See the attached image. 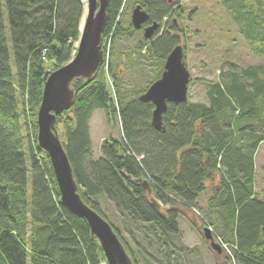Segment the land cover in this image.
I'll return each instance as SVG.
<instances>
[{"label": "trees", "instance_id": "16d2710c", "mask_svg": "<svg viewBox=\"0 0 264 264\" xmlns=\"http://www.w3.org/2000/svg\"><path fill=\"white\" fill-rule=\"evenodd\" d=\"M123 3L109 0L103 41L135 32L118 27ZM137 5L160 26L176 12L169 0ZM84 10L83 0H0V264H107L86 220L62 204L51 160L37 140L45 75L75 56ZM167 25L175 24L169 19ZM248 34L252 50L263 54L264 35ZM159 42L168 55L180 45L172 32ZM106 60L92 81L74 82V104L57 116L83 201L106 218L97 201L106 196L122 214L150 225L158 245L180 233L181 211L202 214L197 203L210 191L204 226L231 248L224 264H264V200L255 191V155L264 144V67L227 63L208 84L209 105L169 104L160 133L151 125L152 104L139 98L119 103L117 75ZM98 110L109 121L118 117L124 141L106 142L93 161L89 124ZM144 180L169 208L166 219L150 206Z\"/></svg>", "mask_w": 264, "mask_h": 264}, {"label": "rangeland", "instance_id": "374dc122", "mask_svg": "<svg viewBox=\"0 0 264 264\" xmlns=\"http://www.w3.org/2000/svg\"><path fill=\"white\" fill-rule=\"evenodd\" d=\"M141 1L143 0H124L117 19L118 27L122 31L128 32L133 28L132 13ZM169 1L176 12L164 19L153 39L145 41L144 31L134 30L129 37L103 41L106 64L110 73L117 75L119 103L134 101L160 79L166 61L164 58L169 53L159 45L165 32H172L173 36L179 37V44L185 48V61L192 79L189 86V104L209 105L208 84L218 80L227 63H235L241 67H264V48L263 54L257 55L248 42L250 30L254 35H264V0ZM83 2L86 10L87 0ZM259 6L262 7L257 8ZM246 13H251L254 18L247 17ZM169 19L174 21V27H168ZM148 42L155 44L153 51ZM54 71L56 69L51 68L49 72ZM89 125L92 143L89 158L93 161L102 157L106 142L124 141L118 117L109 121L106 114L98 110L93 114ZM57 130L64 141L65 127L58 125ZM255 168V191L264 200V144L255 155ZM210 197L211 193L207 191L197 203L202 214L190 210L181 211L178 217L180 233L171 238L163 237L158 245L150 225L134 221L122 214L106 196H100L97 201L103 216H106L104 218L120 229L122 239L132 249L138 264H224L227 254L218 255L214 252L203 234V216Z\"/></svg>", "mask_w": 264, "mask_h": 264}, {"label": "water", "instance_id": "95a60500", "mask_svg": "<svg viewBox=\"0 0 264 264\" xmlns=\"http://www.w3.org/2000/svg\"><path fill=\"white\" fill-rule=\"evenodd\" d=\"M109 0H87L85 14L81 22V36L73 59L54 72H47L42 101L38 111V145L45 151L52 164L59 187L62 204L74 215L88 223L92 238L97 239L107 264H135L127 249L116 234L113 226L98 212L89 207L79 194V186L73 167L65 151L57 130V116L69 110L75 100L74 82L92 81L99 66L105 60L102 35L107 21ZM150 16L140 5L132 13V26L135 31H144L145 41L153 39L160 25L157 22L144 27ZM190 71L185 63V49L176 46L168 55L160 79L139 97L140 102L154 106L151 125L160 133H165L163 116L169 104H186L189 99ZM150 206L158 215L166 219L169 208L157 198L147 180L143 181ZM210 248L221 255V247L214 242L211 230H203Z\"/></svg>", "mask_w": 264, "mask_h": 264}, {"label": "built area", "instance_id": "2783aa9c", "mask_svg": "<svg viewBox=\"0 0 264 264\" xmlns=\"http://www.w3.org/2000/svg\"><path fill=\"white\" fill-rule=\"evenodd\" d=\"M215 240L219 245L222 247L224 252L230 256H232L231 248L220 238L215 234Z\"/></svg>", "mask_w": 264, "mask_h": 264}, {"label": "flooded vegetation", "instance_id": "af4514ba", "mask_svg": "<svg viewBox=\"0 0 264 264\" xmlns=\"http://www.w3.org/2000/svg\"><path fill=\"white\" fill-rule=\"evenodd\" d=\"M151 25V23H150V21H149V23H147L144 27L146 28V27H148V26H150ZM161 28V26L159 27V29ZM159 29H158V31H159ZM157 31V32H158Z\"/></svg>", "mask_w": 264, "mask_h": 264}, {"label": "bare ground", "instance_id": "6f19581e", "mask_svg": "<svg viewBox=\"0 0 264 264\" xmlns=\"http://www.w3.org/2000/svg\"><path fill=\"white\" fill-rule=\"evenodd\" d=\"M83 1H85V0H83ZM84 3V2H83ZM190 84H191V80H190ZM190 84H189V86H190ZM189 95V94H188Z\"/></svg>", "mask_w": 264, "mask_h": 264}]
</instances>
